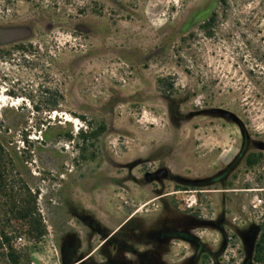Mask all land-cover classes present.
<instances>
[{
	"label": "rangeland",
	"instance_id": "rangeland-1",
	"mask_svg": "<svg viewBox=\"0 0 264 264\" xmlns=\"http://www.w3.org/2000/svg\"><path fill=\"white\" fill-rule=\"evenodd\" d=\"M17 44L36 64L0 66V264H140L124 247L166 237L152 261L264 264V0H0ZM41 86L50 115L6 93Z\"/></svg>",
	"mask_w": 264,
	"mask_h": 264
},
{
	"label": "trees",
	"instance_id": "trees-1",
	"mask_svg": "<svg viewBox=\"0 0 264 264\" xmlns=\"http://www.w3.org/2000/svg\"><path fill=\"white\" fill-rule=\"evenodd\" d=\"M220 3L226 8L229 5V0H220ZM216 19H217V13H213L211 17L201 26V30H203L205 33L210 32L216 24ZM32 49H33L32 44H17L11 47L10 49H0V66L5 65L6 63L10 64L11 62H15V63L24 62V64H18L22 68L23 67L26 68L27 65L35 66L34 64L36 63L33 64L32 62L28 61L29 55L35 56V54L32 53L33 52ZM36 58L39 61L40 58H42V55L38 53V56ZM43 70L44 68L41 69L42 73L41 75L38 76V78L44 79L45 81V79L47 78L46 77L47 75H45V71L43 72ZM19 82L20 80L17 79V82L14 83V85L19 86ZM15 88L16 87H12V89H7L6 90L7 95L9 97L16 98V99L23 98V97L31 98L32 100L31 106H32V110L34 113L41 112L42 114L50 115L52 111H56L59 109L61 102L63 101V96L59 89H51V88L41 86L40 87L41 89L40 98L42 101H39V103H35L32 95H28L20 90L15 91ZM23 108H26V107H23ZM9 111H15V109L12 106L9 107V105L5 107H1L0 109V153H2L3 151L2 146H3V142L5 141V132H3V129L4 130L10 129L9 128L10 126L7 125L5 119H2V116L4 113L9 112ZM50 123L51 121L47 117L42 118V120L40 121L41 125L47 126V127L50 126ZM3 187L5 189L6 185H4ZM9 213L14 218L19 219L23 222L28 221L27 222L28 225L31 227V229H33L31 231L38 232V229H35V225H36L35 222L31 221V219L33 220L32 218L33 209H31V207L25 206L21 209V211H14L10 209ZM5 228L6 227H3V231H2L3 245H7L9 247V250L13 252V249L11 247V240L7 238L6 235H4L5 234L4 231L6 230ZM263 246H264V233L261 235V239L255 246V255H256L255 260L257 262H259V260L264 261V255L263 256L261 255L264 252ZM14 264H18V262L14 261Z\"/></svg>",
	"mask_w": 264,
	"mask_h": 264
},
{
	"label": "flooded vegetation",
	"instance_id": "flooded-vegetation-1",
	"mask_svg": "<svg viewBox=\"0 0 264 264\" xmlns=\"http://www.w3.org/2000/svg\"><path fill=\"white\" fill-rule=\"evenodd\" d=\"M181 231H180V235H181L182 238H179L177 240L186 241V242L190 243L191 245H193L195 247H199V243H198V241L194 237H192L190 235H187L185 233H182ZM172 240H174L173 237H171V238L166 237V238H163V240H161V242L164 241L165 242V247L166 246L168 247L169 246V243ZM161 242L159 243V245L161 244ZM124 249L125 250H128V251H132V252H134L138 256H146V258L148 259L147 262L146 261L144 262V261L141 260V261H139L140 264H166L165 262L164 263H162V262L161 263H157L155 261H152L153 260V257H154V255H153L152 252L150 253V252H146V251H140V250L138 251V249L131 250V249H127L125 247H124ZM186 262L187 261H183L182 264H186ZM125 264H127V263H125Z\"/></svg>",
	"mask_w": 264,
	"mask_h": 264
},
{
	"label": "crops",
	"instance_id": "crops-1",
	"mask_svg": "<svg viewBox=\"0 0 264 264\" xmlns=\"http://www.w3.org/2000/svg\"><path fill=\"white\" fill-rule=\"evenodd\" d=\"M167 246L165 247V242L162 241L160 245H158V248H153V249H146L141 247L140 251H146V252H152L153 254L155 252H158V254L160 253L161 255L165 254Z\"/></svg>",
	"mask_w": 264,
	"mask_h": 264
},
{
	"label": "bare ground",
	"instance_id": "bare-ground-1",
	"mask_svg": "<svg viewBox=\"0 0 264 264\" xmlns=\"http://www.w3.org/2000/svg\"><path fill=\"white\" fill-rule=\"evenodd\" d=\"M124 88V87H123Z\"/></svg>",
	"mask_w": 264,
	"mask_h": 264
}]
</instances>
